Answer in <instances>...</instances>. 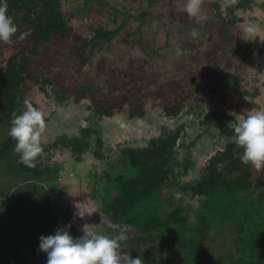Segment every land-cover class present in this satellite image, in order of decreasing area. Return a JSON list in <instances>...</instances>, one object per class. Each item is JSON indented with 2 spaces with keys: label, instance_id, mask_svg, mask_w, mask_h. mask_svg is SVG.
Listing matches in <instances>:
<instances>
[{
  "label": "trees",
  "instance_id": "1",
  "mask_svg": "<svg viewBox=\"0 0 264 264\" xmlns=\"http://www.w3.org/2000/svg\"><path fill=\"white\" fill-rule=\"evenodd\" d=\"M141 2L143 9L127 8L115 0H7V14L18 27L17 35L25 33L26 39L24 46L22 41L14 45L0 44V177L8 172L18 175L12 187L6 186V181L0 179V218L3 222H11L24 214L25 221L21 228L27 227L30 230L25 233L20 230L22 234L38 233L35 230H41L43 233L39 235L40 238L54 234L57 228L70 226L67 230L77 238L78 227L68 224L69 219L59 211L58 203L54 207V200L57 202L58 199L50 196L49 181H56L58 186L62 171L67 173L69 166L84 164L89 153H92L109 167L106 178L114 176L117 179L111 184L120 193L111 201L109 210L113 212L114 222H125L138 234L122 244H128L132 257H141L144 264H264V192H260L264 190V168L257 170L241 162L243 149L234 142L236 121L228 114V111H232L244 117L259 110L256 104L248 102L243 92L239 91L243 82L240 67H251L248 62L253 60L252 52L258 50L256 35L261 33L257 31L254 36L248 29L264 28V0H216L213 2L215 12L202 22L183 12L182 17L188 29L197 28L203 32L200 38L189 39L188 44L183 42L172 26L157 18L155 11L166 8L161 0ZM97 16L113 19L116 29L112 30L103 23L93 25ZM77 20L85 22L87 32L73 24ZM133 22L138 23L137 29L131 28ZM148 26L156 27L158 34L166 35L167 47L180 52L183 59L179 57V63L184 64L185 73H196L195 81L191 80L187 88L192 94L201 87L203 78L200 73L203 70L207 69L214 74L212 84L222 81L219 86L212 85L217 88L212 92L220 90L224 97L220 106L210 111H206L205 103L207 99L209 103L212 93L197 97L200 101L196 111L193 110L194 96H181L185 77L182 81H163L157 90L160 91L157 96L164 105L162 117L177 120L186 108L189 113L204 115L202 124L206 126L205 132L216 130L223 139L217 153L207 161L203 176L192 183L179 182L182 175H188L189 166L194 165L188 159L186 163L178 159L179 147L182 148L180 141L187 133L186 124L176 129L165 127L161 136L152 139L146 147L128 148L127 156L134 166L129 170L126 168L128 175L118 176L116 173L120 170V163L124 164L127 160L117 157L110 162L106 155L107 148L99 126L102 116L112 118L125 115L129 121L143 119L146 113L145 86L150 84L154 87L159 75L140 67V62H136L135 69L114 70L111 75L115 78V84L110 83L108 93L102 95V92H96L97 61L104 59V64L111 66L118 53L116 42L120 40L130 45L141 40L149 54L157 53V47L151 49L145 37V28ZM173 39L175 42H172ZM188 51L193 52V57L187 58ZM258 54L263 55L264 48H260ZM235 60L240 64L235 65ZM232 65L237 68L234 70L239 71L235 76L228 74L227 68ZM52 68H59L64 78L59 90L54 91L55 103L60 106L71 97L74 103L89 100L94 109L92 117L98 119L72 137L68 133L55 134L56 137L52 134L42 136L45 156L38 158L35 168H29L20 162L19 155L14 151L16 141L8 133L13 113L19 115L26 110L25 101L40 109L35 102L25 97L32 87L47 93L49 85H53L49 75ZM131 76V79H124ZM242 105L248 111L242 110ZM45 122L46 129L51 128V118L45 116ZM89 130H96L97 133L92 135ZM176 186L182 193L191 192L193 196L206 200L207 205L212 200L213 204L208 205L207 210L212 216H202L203 223L190 227L191 232L188 228L185 230L189 217L181 206L169 211H163V207H154L158 211L157 215L147 220L138 217L139 214L130 216L132 211L137 213L144 204L157 197L158 190ZM12 192L21 195L25 202L22 207L16 199L11 198ZM248 195H256L258 200L252 203ZM221 199L224 205H218ZM236 202L239 205L235 206ZM40 206H43L42 211ZM225 206L232 209L229 220L232 224L239 222L241 217L245 219L237 225L240 233L245 230L248 232L239 252L225 248L220 233H216L219 210ZM227 207L224 208L225 214L228 213ZM33 208L39 210L36 216L37 212ZM26 221H36L41 226L34 229ZM167 229L168 233L165 232ZM1 232L7 233L4 230ZM165 233L168 234L166 240L162 237ZM109 236L115 235L110 232ZM135 242L137 247L133 250L129 244ZM2 243L0 237V256L4 252ZM29 263L24 257L19 258V264ZM44 264H47V256Z\"/></svg>",
  "mask_w": 264,
  "mask_h": 264
},
{
  "label": "rangeland",
  "instance_id": "2",
  "mask_svg": "<svg viewBox=\"0 0 264 264\" xmlns=\"http://www.w3.org/2000/svg\"><path fill=\"white\" fill-rule=\"evenodd\" d=\"M141 1L142 0H115V2L127 8L143 9L144 7ZM214 1L216 0H204L202 6V13L204 16H206V18L215 12L213 7ZM161 3L163 5L165 4L164 6L166 8H163L162 10L157 9L155 11L158 16L157 18H159L162 23H167L172 26L174 30L178 32L179 37L182 38L185 44H188L189 39L197 37L200 38L202 36L203 32L201 30L197 28L188 29V24L183 20L182 13L185 12L183 8L186 3V0H161ZM94 19L96 20V23L92 21L94 23H92L93 25L103 23L109 26L112 30L116 29L117 25L114 23L113 19H104L99 16L95 17ZM73 24H75L79 30H84L86 32L88 31L87 25L82 20H77V22ZM137 27L138 23L133 22L131 28L137 29ZM253 29L254 32H252V34H254V36L257 31L261 33L256 35L258 44L257 49L259 50L260 48H264V28H257L258 30H256L255 28ZM193 31L198 33V35L193 37ZM89 33H91V30H89ZM145 37L151 49H153V47H157V53L149 54L145 50L143 41L141 42V40L140 42L134 45L124 43L120 40L116 42L118 53L113 58L111 66L104 64V59H100L99 61H97L98 69L96 70L97 75L95 81L98 84V89L96 92H102V95L108 93L110 83L115 84V78L113 77V75H111L113 72H115L114 70L120 71L127 69L132 70L133 68L135 69L134 64L136 62H140V67H143L146 70L159 75V78H156L157 83L154 87H152L150 84L145 86L146 94L144 95V107L146 113L143 119L137 121H133L130 119L129 121L127 120L128 116L119 115L120 122H118L117 119H113V121H111V124L109 125V129L111 131L110 134L108 133L107 135L105 146L108 150L114 152L111 155L107 151L106 155L109 157V160H114L116 159L118 152H120L122 148L130 147L131 145L140 148L146 147L153 138L161 136L164 127H167L168 129H176L186 124L187 133L180 141V145H182V148L179 147L180 155L178 159L182 163H186V160L188 159L194 165L189 166L188 175H182L179 178V182L180 184H185L189 182L192 183L199 180L203 176L207 161L217 153V149L222 146L223 139L221 138V136H219V132L216 130L205 132L206 126L202 124L204 115L201 116V114L189 113L188 109L186 108L183 114L179 117V119L169 123L166 120L163 121L161 117L162 112H164V105L163 103H161V99L157 96V94H159L160 92L157 90L160 89V84L163 81H167L170 79L182 81V78L185 77L186 81L184 82L181 96L185 97L193 95L195 103V108H193V110L196 111L198 109L197 104H199L200 101L197 99V97H200L204 94L208 95L212 93L211 100L209 101V103L208 99L205 103L206 111H210V109H217V107L221 104V99L224 97L223 92L220 90L215 93L212 92L214 89H217L212 87V85L218 84L219 86L220 84H222V81L218 80L215 81V84H212L214 74L209 72L207 69L203 70L200 73L201 78H203L201 87H198L197 91L192 94L187 88H189V86L191 85V80L195 81L194 77L196 76V73H194L193 71L185 73L183 71L185 69V66L183 63H179L180 58L183 59V57L179 51L175 52L172 48L167 47L166 35L158 34L156 27L148 26L145 28ZM172 42H175V39H173ZM22 43V45L24 46L25 40H23ZM258 50L256 53L252 52L251 59L253 60L248 62L251 67H240V75L243 78V82L241 83L239 91L243 92L242 95L245 96L248 102H252L254 105L256 104L259 110H264V54L259 55ZM9 54L10 53H7V55ZM186 56L187 58L193 57V52L188 51L186 53ZM197 60L200 61L198 57ZM233 63H235V65L240 64V62L236 60ZM172 64H174L173 69ZM80 65L81 64H79V66ZM227 67H229V64L227 65ZM253 67H255V69H253ZM235 68L236 66L234 65H232L230 68H227L228 74L235 76L239 72L234 70ZM175 69L177 71L176 73H174ZM50 71L51 72L49 73V75L53 79V85H49V87L47 88V90L49 89V91L46 90L47 93H43L38 91L36 87H32V89L28 91V94L25 98L29 99V101L35 102L39 106V110L43 112L45 116L51 118V128L47 127L43 136H48L49 134H52L56 137L58 134L62 135L68 133L72 137L74 134L79 133L78 130L74 127L76 123L80 125L89 126V121L94 109H92L91 101L87 100L74 103L72 97L65 104L58 106L54 101V91L59 90L60 83L64 81V78L61 76L59 68H52ZM222 74L223 73H219V75ZM132 77L133 76L124 79L128 80ZM69 84L70 81H68V85ZM245 91H247V93H245ZM255 93L258 95L254 96ZM200 105H202V103H200ZM93 107L95 108L94 103ZM240 108L242 110L245 109L243 105ZM230 112L232 111H228V114ZM69 120H75V123L68 124L67 121ZM123 122H127L124 124L126 130L124 132H121L123 131V129L121 128ZM89 131L92 135L97 133L96 130ZM220 141L221 143H219ZM67 156L71 158L69 154H67ZM87 157L88 159L84 164L75 165V170L72 169V167H69L68 173L79 174L81 172L85 173L86 170L87 174H98L100 176V183L104 184V186L106 185V183L109 184V180L114 179V176L110 179L109 177L106 178V173L107 171H109V167L107 166V164L104 165V167H99L100 171L96 170L94 167L90 169L88 164H91V162L96 158L92 153H89ZM119 158L125 159L127 161H125L124 164L120 163V170L116 171L117 175H128L126 168H128V170L130 167L134 168L133 164L131 165L130 158H128L127 155L120 156ZM98 160L100 161L101 159ZM111 171L113 172V170ZM15 176L18 177L17 173L8 172L7 175L3 174L0 179L6 181V186L12 187L13 180L17 178ZM114 180L117 181V179ZM89 185L91 184L89 183ZM71 189L72 190H70V192H74V188L71 187ZM184 192L185 193H182V191L177 186L158 190L157 197L151 199L147 204H144L142 206L143 208L140 209V211H138L137 213L135 211H132V213H130V216L135 217L139 214L138 217L142 218L143 220H147L148 217L154 214L157 215L158 211L154 209V207H163V211H169L171 209H174V207L181 206V208L184 209L185 213L189 217L188 226L185 228V230L188 228V231L191 232L192 229L190 227L194 228L195 226H199L203 223L201 222L202 216H212L211 214H208L207 210L208 205L211 206L213 203L211 200L207 205L206 200H201L199 197L193 196L191 192ZM113 193L114 191L112 190L111 194ZM11 198L16 199L20 207H22L23 203H25L18 192L17 194H13L12 192ZM247 198L252 203H255V201L258 200V197L256 195L255 197H250L248 195ZM221 204H225L223 199L220 200L218 205ZM237 205H239L238 202L235 203V206ZM40 208L42 211L43 206H40ZM224 208H220L221 210H219V221L217 219L216 233H220L221 239L223 240V243H225V248L227 247L229 251L232 252H239L240 248H243L244 246V241L242 240H245L247 238L246 235L248 234V232L245 230L240 233L237 229V225L243 222L245 219L241 217L239 219V222H233L232 224L229 221L231 220L230 215L233 213L232 209H229L227 207L228 213L225 214ZM33 211L37 212H34L35 216L39 213V210L37 208H33ZM40 226L41 223L37 222L34 229ZM21 227L22 225L17 227L14 222H9L7 220L3 222L0 218V234H2V236L0 237H2L3 240L2 244L4 251H2L3 255L0 256V264H19V258L21 256L27 259L28 263L31 261V263L29 264H44L45 256H47V254L39 250V235H41L43 232H41V230H35L38 233L30 232L28 234H22V232L20 231ZM79 227H81L80 229H83V226L79 225ZM2 230L7 233H2ZM125 230L126 234L128 235V238H133L134 236L138 235L137 233L131 232L132 230ZM168 230L169 229L164 231L167 232ZM215 230L216 229L212 231ZM106 231L108 233L111 232L112 235H117L120 229L107 227ZM176 231L177 230H175L174 233ZM167 233H165L164 236L162 235L164 240L167 239ZM182 237L185 238V236H181V238ZM131 244L132 243L129 244L131 249H136L135 247H137V243L132 245ZM122 247L124 248V250L129 251L128 244ZM216 254H218L217 251Z\"/></svg>",
  "mask_w": 264,
  "mask_h": 264
},
{
  "label": "clouds",
  "instance_id": "3",
  "mask_svg": "<svg viewBox=\"0 0 264 264\" xmlns=\"http://www.w3.org/2000/svg\"><path fill=\"white\" fill-rule=\"evenodd\" d=\"M204 0H186L183 10L198 22L206 19L202 13ZM13 18L7 14V0H0V44L14 45L25 39V33H18ZM248 31L254 32L249 28ZM198 33L192 32V36ZM26 110L13 113L9 136L16 141L14 151L20 162L35 168L38 158L45 156L42 136L46 130L44 113L25 101ZM236 124L234 142L243 149L241 162L257 170L264 168V110H257L247 116L230 112ZM264 192V191H260ZM70 227V226H67ZM66 228H57L52 235L41 236L39 250L47 254V264H144L141 257H132L122 244L128 239L125 229L109 236L97 232L96 225L85 224L83 235L74 238Z\"/></svg>",
  "mask_w": 264,
  "mask_h": 264
},
{
  "label": "flooded vegetation",
  "instance_id": "4",
  "mask_svg": "<svg viewBox=\"0 0 264 264\" xmlns=\"http://www.w3.org/2000/svg\"><path fill=\"white\" fill-rule=\"evenodd\" d=\"M97 119L98 118H93L91 120L90 118L91 121H89V125L91 122L93 123V120L97 121ZM113 119H117V121L120 122L119 115L113 116L112 118H106L105 116H102V120L99 121V126L101 127L100 130H102V136H103L104 142L107 140L108 133L110 134L111 130L109 129L110 128L109 125L111 124V121H113ZM161 119L163 121L166 120L168 123L174 121L165 116L161 117ZM67 123L74 124L75 120H69L67 121ZM125 123L127 122H123L121 125V128L123 129V131L121 132H124L126 130V128L124 127ZM74 127L78 130V132H80L81 129L88 127V125L85 126V125H80L76 123ZM128 148H137V147H134V145L133 146L131 145L130 147L122 148L121 151L118 152L117 157L127 155ZM107 151L111 155L114 152L108 149L106 150V152ZM114 160L108 159V161L110 162ZM88 165L90 169L94 167L98 171H100L99 167H104V164L102 163L101 160L99 161L98 158L93 160L91 164H88ZM69 167H72V169L75 170L74 165H71ZM113 181L114 179H110L109 181L110 183L109 184L106 183V185L104 186V184L100 183V176L98 174H94V173L87 174L86 170H85V173L81 172L79 174H75V173L69 174L68 171L67 173L62 171V176L60 177L58 181V186H56V181H49L50 183L49 184V187H50L49 194L50 196H52V198L58 199L57 202H55L54 200V207L56 203H58L59 211L61 210V212L65 216H67L69 219L68 224H70V222L72 221L76 213L78 214V218H79L78 226L74 224L75 226L78 227L77 228L78 230L76 231L77 237H80L83 235L82 229H80L81 227H79V225L84 226L85 224L96 225L97 232L106 234V235H109V233L106 231L107 227H111V226H112L111 228H119V229L123 228V229L132 230L131 232L135 231L133 230L132 227L127 226L125 222L116 223L112 220L113 212L109 210V205L111 201L114 198H116L118 194L120 193L119 192L120 190H118L116 187H112L111 183H113ZM89 183L91 185H89ZM71 187L74 188V192H70V190H72ZM112 190L114 191L113 194H111ZM19 217L20 219H17L16 221H13L12 219H10L12 220L11 222H14L17 227H19L20 225H23L25 221L24 214H20ZM33 219L35 220V217ZM36 223L37 222L34 221V223H28V224L29 226L35 228ZM20 229L24 231L29 230V228L27 227L20 228Z\"/></svg>",
  "mask_w": 264,
  "mask_h": 264
},
{
  "label": "water",
  "instance_id": "5",
  "mask_svg": "<svg viewBox=\"0 0 264 264\" xmlns=\"http://www.w3.org/2000/svg\"><path fill=\"white\" fill-rule=\"evenodd\" d=\"M75 224L78 226L79 223V218H78V214L76 213V215L74 216V218L72 219V221L70 222V224ZM117 227V226H116Z\"/></svg>",
  "mask_w": 264,
  "mask_h": 264
},
{
  "label": "crops",
  "instance_id": "6",
  "mask_svg": "<svg viewBox=\"0 0 264 264\" xmlns=\"http://www.w3.org/2000/svg\"><path fill=\"white\" fill-rule=\"evenodd\" d=\"M261 191H264L263 189Z\"/></svg>",
  "mask_w": 264,
  "mask_h": 264
}]
</instances>
